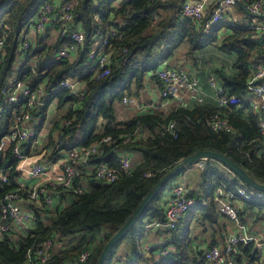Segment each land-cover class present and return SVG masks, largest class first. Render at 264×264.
I'll return each instance as SVG.
<instances>
[{"label": "trees", "instance_id": "1", "mask_svg": "<svg viewBox=\"0 0 264 264\" xmlns=\"http://www.w3.org/2000/svg\"><path fill=\"white\" fill-rule=\"evenodd\" d=\"M48 1L0 0V36L5 27L11 30L0 67V103L8 109L6 114L0 115V140L10 133L14 115L19 111V106L7 104L2 88L25 70L24 74L28 75L32 86L45 83V90L49 93L47 106L55 101L57 109L65 111L54 121L47 145L51 155L44 158L51 160L57 155L56 151H52L55 133L59 134V146L64 150L88 147L94 143H99V147L97 154L86 164L91 169L83 171V166L79 168L75 187H84L82 193H75L74 190L63 192L62 204L55 210L45 206L36 208L27 203L34 215L33 225L22 234L11 229L0 239V264H41L33 259L32 250L49 238H55L63 248L55 250L44 264H70L90 249L93 250L92 256L79 264H96L109 239L133 214L164 173L180 160L199 151L208 150L227 156L264 184V138L258 128V116L253 113L250 103L243 100L249 92L247 81L253 64L264 62V48L251 38L252 30L248 26L223 18L207 28L211 11L206 12L203 22L197 24L182 17V7L187 0H78L73 11V28L85 33L88 49L74 61H55L54 53L64 44L60 37L50 42H44V37L36 38L35 49L28 51L20 47L25 28L39 7ZM153 15L158 17L156 24L153 23ZM95 16H98V20H95ZM112 29L122 35L115 42L121 52L112 57L110 74L95 80L84 66L87 52L91 49L90 39L97 33L104 35ZM223 31H231V34L223 36ZM183 43L189 46L188 55H194L212 44H218L222 52L237 55L234 68L239 75L230 77L221 73V77L224 88H229L230 94L241 99L240 108L222 111L195 105L192 108L177 107L169 114L145 112L119 120L118 108L123 98L134 91L138 92L144 86L146 75L152 74L157 78L156 73L162 63L172 59ZM124 47L127 48L126 52L122 51ZM34 57L36 59L33 61ZM19 60L21 64L17 66ZM30 63L34 70L26 66ZM68 78H79L85 83L86 90L79 105L70 91L58 88ZM245 109H248L247 120L242 118ZM217 113L227 118L232 133H216L210 128L209 122ZM41 116L42 125L46 108ZM170 122H175L176 136L165 131ZM107 136L112 140L101 142ZM22 148L27 155H31L32 144ZM124 153L133 159L131 175L122 174L111 184L96 179L93 167L105 163L111 169L118 170L120 156ZM135 156L139 157L138 161ZM18 163L12 145L6 146L0 159V201L6 192L16 188L20 177L16 171ZM4 176L8 179L7 183L2 181ZM201 177L198 190L190 193V196L198 199L197 205L180 222L178 229L165 231L168 240L162 247L167 248L169 254L164 257L150 254L148 263L144 262L147 257L140 239L144 236L146 224L165 222V209L161 201L166 188L144 210L125 237H130L133 245V252L125 256L134 264H202L204 251L195 246L198 238L192 227L212 234L210 246L215 245L219 237L224 239L228 224L217 210L214 191L220 183L233 187L239 184V180L216 160L210 159L201 170ZM241 201L246 210L256 211L259 217L264 218L263 201ZM123 240L112 250L104 264H115L118 257L116 249ZM234 264H264V259L254 243H239Z\"/></svg>", "mask_w": 264, "mask_h": 264}, {"label": "built area", "instance_id": "2", "mask_svg": "<svg viewBox=\"0 0 264 264\" xmlns=\"http://www.w3.org/2000/svg\"><path fill=\"white\" fill-rule=\"evenodd\" d=\"M166 1V0H158ZM215 8L211 11L212 16L206 22L207 28L218 23L225 18L227 8L240 7L254 19L264 21V0H218ZM78 5V0L65 2L64 0H50L42 4L35 17L25 28L21 35L20 47L23 51L35 49V45L29 38V33L34 31L40 38L48 32L54 34L53 40L60 37L64 44L54 53L55 61L70 60L74 61L80 53L88 49L86 35L81 29H74L73 11ZM182 17L189 18L200 24L205 17V4L197 2L191 4L185 2L182 7ZM98 20V16H95ZM158 17L153 15V23L156 24ZM248 28L252 30L251 38L260 43L264 48V25L260 23H249ZM11 34L9 27H5L0 36V67L5 52L6 41ZM117 30L102 35L100 33L91 37V49L87 52L84 66L86 71L95 79L100 80L108 76L111 72L112 57L121 51L115 42L121 38ZM123 52L127 51L124 47ZM36 57H34V60ZM34 70L33 67H28ZM25 71V70H24ZM14 76L2 88V92L10 106H19V111L14 115V122L11 131L0 140V152L6 146L12 145V152L19 160L16 171L20 174L14 190L4 194L0 201V239L11 229L20 228V233H25L33 225V213L28 209L27 203L33 204L36 208L45 206L51 210L57 209L62 204L61 195L63 192L73 191L82 193L84 187H75V180L78 176L79 167L86 166L92 156L97 154L99 143L91 144L88 147L73 148L70 150L61 149L59 134H53L54 149L57 155L44 163L45 160L34 162L28 168L25 163L29 162L31 155H27L24 145L32 144L33 148L40 151L47 148L50 140V133L54 126V121L45 118L41 125L42 111L46 108V114L51 104L47 106L49 93L45 90V83L32 86L27 74ZM160 81L159 96L163 100L175 102L177 107H184L185 95L197 91V79L190 76L184 70L173 67L169 60H165L156 73ZM209 82L214 91V97L219 110L228 108H239L241 99L230 94L223 86L217 84L214 75L209 77ZM248 91L251 93L250 107L254 114L258 116V128L264 138V62L253 64L251 74L247 81ZM59 89L68 90L75 97L79 105L84 97L85 83L79 78H68L63 80ZM248 92V93H249ZM202 103L201 98H197ZM158 107L155 103L140 104L133 96H125L118 108V118L123 121L122 115L125 110H132L133 114H141L155 110ZM38 110L40 114L37 115ZM8 109L0 103V115L6 114ZM65 111L62 113V116ZM40 118V119H39ZM210 128L218 132L232 133L233 129L227 118L217 113L209 122ZM175 122H170L165 131L175 134ZM139 133V131H136ZM110 136L104 137L101 142H110ZM32 148V149H33ZM51 155L48 149L43 153L45 156ZM32 154V151H30ZM207 159H202L195 164L199 169L205 168ZM50 170V172H49ZM96 179L101 182L111 184L116 182L122 174L131 175L133 173V159L128 153L120 156V168L111 169L105 163H99L92 168ZM147 176H150L148 174ZM31 179H40L36 184H31ZM4 183L8 182L6 176L3 177ZM193 189L182 183H172L166 187L161 203L165 209V222L153 221L145 225V238L151 231H174L179 228L180 222L197 205L198 199L190 196ZM201 196V194H198ZM238 200H258L264 202V192L252 190L239 180V184L228 187L220 183L214 191V201L218 212L232 224V229H228L223 239V248L218 245L209 246L203 254L202 264H234V254H236L239 243H254L255 248L260 251L264 258V241L257 239L249 233V227L243 222L240 215L242 208L237 204ZM237 201V202H236ZM204 203V202H203ZM205 204V203H204ZM141 238V239H142ZM140 239V241H141ZM167 242L154 246H146L144 255L155 254L166 256L169 254L167 248L162 247ZM63 248L55 238L45 240L40 246L34 248L33 259L41 264L46 263L57 249ZM93 254V250L84 251L75 262L79 264L86 262ZM115 264H134L125 255L117 257Z\"/></svg>", "mask_w": 264, "mask_h": 264}, {"label": "crops", "instance_id": "3", "mask_svg": "<svg viewBox=\"0 0 264 264\" xmlns=\"http://www.w3.org/2000/svg\"><path fill=\"white\" fill-rule=\"evenodd\" d=\"M199 1L205 4V14L208 11H212L215 8L216 4H218L219 2L218 0H187L186 2L191 4H196ZM243 13L246 12L240 7L227 8L225 18L227 20H235L240 24H244L246 26L249 23H254V22L264 25V21H259L260 19H254L247 13H246L248 15L247 18H244L245 16L243 15ZM225 34H231V31H223L222 35L224 36ZM29 38L32 40L33 44L36 45L35 40L36 38H39V36L34 31H31L29 33ZM53 38H54V34L48 32L44 36L43 41L50 42L53 41ZM187 51H188V47L183 49L179 47L174 57L169 60V64L171 66L184 70L190 76H193L197 79V86H198L197 91L185 95L184 107L192 108L195 105H202L211 110H219L217 106V102L214 97L213 88L209 82V77L211 75L216 76L217 84L223 87H224V81L221 77V73H224L230 77H237L239 75V71L234 68V64L237 60V55L235 53L227 54L225 52H222L219 49L218 44H212L201 50H198L194 55H188ZM26 66L33 67V64L30 63L27 64ZM159 89H160V81L158 77L155 78L152 74H148L145 76L144 86L138 92H135L136 94H132L129 96L135 97L136 100H138V102L141 105L147 103H155L158 105V107L155 110H150L149 112H155L158 114H169L177 108V104L175 102L166 101L160 98ZM225 89L229 92V88H225ZM197 98H201L203 100L202 103H199ZM251 98L252 95L249 92L243 97V100L245 103H250ZM226 110L227 108L222 111H226ZM132 112L134 111L125 110L123 115L131 116L133 114ZM62 113L63 112L58 110L56 107L57 119H59L62 116ZM46 118L49 119L48 113L46 114ZM242 118L245 120L248 119V109L243 110ZM54 119L50 121H55ZM36 153L38 155H35ZM41 156H42L41 151L38 148H33L31 158L29 162L25 163L24 168H28V166L30 167L34 162H39V161L41 162L42 161ZM48 160L49 159L47 160L45 159L44 163H48L47 162ZM135 160L138 161L139 157L135 156ZM82 169H84L83 171H89L91 167L86 165L83 166ZM39 181L40 179H31L29 183L36 184ZM173 182L182 183L187 185L189 188L193 190H198L202 182L201 169L193 165L188 169H186L181 175L177 176ZM237 204L242 208V213H243L242 220L249 227V233L252 236L256 237L257 239L264 241V218L259 217L256 214V211L246 210L241 200H238ZM226 222L228 224L227 225V231H228L229 228L232 229V224L227 220ZM20 230H21L20 228L16 229V231H18L19 233ZM196 236L198 239L195 241V246H197L200 251H205L211 244L210 242L212 240V234L210 232L203 233L201 230L196 229ZM165 239L168 240V235L163 234L160 231H151L147 234L145 238L141 239V244L145 248L146 246H154L158 243H161ZM222 242L223 240L219 237L216 243L214 244L222 248L223 247ZM123 254H128V253L117 252V256Z\"/></svg>", "mask_w": 264, "mask_h": 264}, {"label": "water", "instance_id": "4", "mask_svg": "<svg viewBox=\"0 0 264 264\" xmlns=\"http://www.w3.org/2000/svg\"><path fill=\"white\" fill-rule=\"evenodd\" d=\"M39 114H40V110H38L37 112V115ZM1 157H2V153L0 152V159ZM202 159L216 160L223 167H225L230 172H232L238 180L242 181L244 184L257 191L264 192L263 183L258 182L251 175H249L245 169L235 164L227 156L208 150L199 151L192 156L180 160L175 166H173L166 173H164V175L148 192L146 197L142 200V202L139 204V206L136 208L133 214L128 218V220L109 239L104 249L102 250L96 264H104V262L107 260L112 250L121 240H123L129 234V232L133 229V227L139 220L140 216L143 214L144 210L158 196V194L161 193L162 190L166 188L167 184L172 179L176 178L181 172L195 165Z\"/></svg>", "mask_w": 264, "mask_h": 264}, {"label": "rangeland", "instance_id": "5", "mask_svg": "<svg viewBox=\"0 0 264 264\" xmlns=\"http://www.w3.org/2000/svg\"><path fill=\"white\" fill-rule=\"evenodd\" d=\"M243 15L245 16L244 18H247V14L246 13H243ZM186 47H189L188 46V44L187 43H183L182 45H181V49H183V48H186ZM21 64V60H19L18 61V64H17V66H19ZM133 94H136L135 93V91H134V93ZM129 96V95H128ZM130 97V96H129ZM56 107H57V102H55V101H52V103H51V106H50V108L48 109V118H49V120H53L54 118V120H56L57 119V116H56ZM61 112H64V109H61L60 110ZM130 116V115H129ZM128 115H126V116H124V115H122V117L125 119V118H128L129 117ZM40 119V118H39ZM47 149V148H46ZM46 149H44V150H42L41 151V154H42V156H41V160L43 161V160H45V158H44V152H45V150ZM46 155H48V153L46 154ZM192 229H193V232H195L196 233V227H192ZM199 229V228H198ZM199 230H201V229H199ZM141 247L144 249V246L141 244ZM117 252H123V253H128V254H131L132 253V251H133V245H132V241H131V239H130V237H127V238H125L121 243H120V245L117 247ZM123 255H126V254H123ZM147 256H148V258H149V253L148 254H146ZM148 258H145V260L146 261H144V262H146V263H148Z\"/></svg>", "mask_w": 264, "mask_h": 264}]
</instances>
